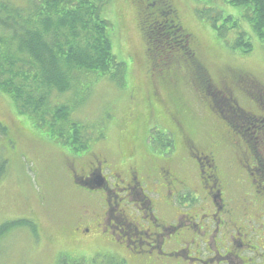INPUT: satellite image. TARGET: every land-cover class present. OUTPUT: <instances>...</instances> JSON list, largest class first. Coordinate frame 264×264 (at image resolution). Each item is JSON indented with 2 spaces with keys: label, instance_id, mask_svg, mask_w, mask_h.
<instances>
[{
  "label": "rangeland",
  "instance_id": "374dc122",
  "mask_svg": "<svg viewBox=\"0 0 264 264\" xmlns=\"http://www.w3.org/2000/svg\"><path fill=\"white\" fill-rule=\"evenodd\" d=\"M176 2L183 25L200 44L198 57L208 67V76L212 80L209 86L219 83L224 75L235 70L250 72L264 83V44L256 41L254 50L247 55L234 51L218 37L211 20L199 15L209 9L223 12L225 16L235 15V8L224 0ZM101 15L111 24L115 56L126 64L124 83L120 86L108 77L97 79L93 75H80L73 79L68 92L53 94L50 99L72 106L73 121L83 126L80 133L86 138L84 141H88V149L79 153L86 155V160L93 152L108 156L112 162L118 159V162L132 163L133 156L128 159L125 156L127 144L135 146L139 158L162 156L167 147L163 148L166 132L162 129H170L173 122L163 104H153L152 116L144 103H138L150 94L151 88L146 47L135 13L129 0H110L102 7ZM182 76L186 78L187 74ZM191 86L186 82L182 91L190 100L188 105L189 102L192 104L195 113L192 127L196 128L203 143L210 139L215 122L206 120L204 108L193 102L195 90ZM208 89L214 92L212 86ZM237 100L241 107L245 104L241 98L237 97ZM0 122L6 127L5 132H0V159L8 161L7 173L0 180V226L23 220L34 223L37 228L36 233L22 225L7 233L0 241V264H65L64 255L78 256L86 264H119V261L135 264L122 249L113 247L101 230L92 229L89 235L71 234V224L77 216L73 207L83 199L77 197L85 190L73 187L70 180L66 159L72 152L70 148L51 141L28 117L18 115L10 97L2 94ZM131 140L135 142L129 143ZM175 146L176 150L168 158L179 166L185 156L179 141ZM233 159L234 152L228 148L219 164L230 176L234 171L230 169ZM106 174L110 172L106 171Z\"/></svg>",
  "mask_w": 264,
  "mask_h": 264
},
{
  "label": "trees",
  "instance_id": "16d2710c",
  "mask_svg": "<svg viewBox=\"0 0 264 264\" xmlns=\"http://www.w3.org/2000/svg\"><path fill=\"white\" fill-rule=\"evenodd\" d=\"M24 1L0 0V94L10 97L16 113L28 117L51 141L78 155L88 149V141L80 133L83 126L73 121L70 106L52 102L50 97L68 92L73 79L80 75L108 77L120 86L124 83L126 64L115 56L111 24L101 15L102 7L110 0ZM224 2L236 9L235 15L225 16L214 9L199 12L200 17L205 15L211 20L218 37L244 55L254 50L256 41L264 44V0ZM176 4V0H129L145 43L151 88L150 94L138 103H144L152 116L153 104H163L170 119L189 124L195 116L189 112L193 107L190 102L188 105L190 100L182 89L186 82L191 83L195 90L192 100L204 108V118L214 121L215 127L231 140L229 129L235 132L237 125L245 122L237 97L245 103L242 109L256 110L260 104L249 103V90L264 89V83L250 72L235 70L211 85L212 93L208 89L212 82L208 67L198 57L200 44L183 25ZM183 74H187L186 78ZM226 87L234 90L236 102L226 91L222 94ZM3 131L6 127L0 122V132ZM162 131L166 132V155L168 149H174L177 139L173 130ZM7 167L8 161L0 159V180ZM22 225L37 233L34 223L7 222L0 226V241ZM64 258L65 264H86L78 256Z\"/></svg>",
  "mask_w": 264,
  "mask_h": 264
},
{
  "label": "flooded vegetation",
  "instance_id": "af4514ba",
  "mask_svg": "<svg viewBox=\"0 0 264 264\" xmlns=\"http://www.w3.org/2000/svg\"><path fill=\"white\" fill-rule=\"evenodd\" d=\"M225 91L236 102L234 90ZM249 94V103L261 109L238 104L245 122L229 129L231 140L215 127L202 143L195 121L170 119L185 156L179 166L168 158L176 146L139 158L127 144L132 163L93 152L87 160L66 155L73 187L85 190L73 207L71 234L101 230L135 264H264V89ZM228 148L231 176L219 166Z\"/></svg>",
  "mask_w": 264,
  "mask_h": 264
},
{
  "label": "bare ground",
  "instance_id": "6f19581e",
  "mask_svg": "<svg viewBox=\"0 0 264 264\" xmlns=\"http://www.w3.org/2000/svg\"><path fill=\"white\" fill-rule=\"evenodd\" d=\"M25 2V1H24ZM27 6V5H26ZM63 18V17H62ZM13 48V47H12ZM18 54V53H17ZM32 60V59H31ZM93 95V94H92ZM73 96V95H72ZM82 97V96H81ZM91 99V98H90ZM72 102V101H71ZM79 105V104H78ZM72 107V106H71ZM40 119V118H39ZM61 123V122H60ZM57 125V124H56ZM30 231V230H29ZM31 234H32V232H31Z\"/></svg>",
  "mask_w": 264,
  "mask_h": 264
},
{
  "label": "water",
  "instance_id": "95a60500",
  "mask_svg": "<svg viewBox=\"0 0 264 264\" xmlns=\"http://www.w3.org/2000/svg\"><path fill=\"white\" fill-rule=\"evenodd\" d=\"M81 185L87 187V185H84V184H81Z\"/></svg>",
  "mask_w": 264,
  "mask_h": 264
}]
</instances>
